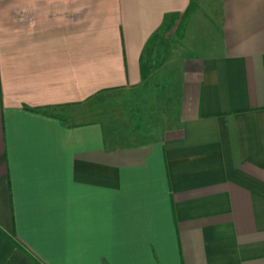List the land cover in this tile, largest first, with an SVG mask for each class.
<instances>
[{
  "label": "crops",
  "instance_id": "0c3cea01",
  "mask_svg": "<svg viewBox=\"0 0 264 264\" xmlns=\"http://www.w3.org/2000/svg\"><path fill=\"white\" fill-rule=\"evenodd\" d=\"M189 1L0 0V264H264V0H194L156 41L168 127L67 118L142 82Z\"/></svg>",
  "mask_w": 264,
  "mask_h": 264
},
{
  "label": "rangeland",
  "instance_id": "374dc122",
  "mask_svg": "<svg viewBox=\"0 0 264 264\" xmlns=\"http://www.w3.org/2000/svg\"><path fill=\"white\" fill-rule=\"evenodd\" d=\"M213 1L195 0V3L202 7L206 4L213 7ZM156 37L162 49H171L177 42L173 30L160 29ZM160 51L153 50L151 53L150 69L142 82L91 96L70 108L68 121L98 120L106 137L120 133L127 138V142L146 139L148 132H159L168 127L173 112L172 66Z\"/></svg>",
  "mask_w": 264,
  "mask_h": 264
},
{
  "label": "trees",
  "instance_id": "16d2710c",
  "mask_svg": "<svg viewBox=\"0 0 264 264\" xmlns=\"http://www.w3.org/2000/svg\"><path fill=\"white\" fill-rule=\"evenodd\" d=\"M195 7L194 0H190L186 8L182 12H170L166 13L163 17L162 23L158 30L152 32V34L147 38L143 46V61L140 63V77L144 79L149 71L150 56L154 50L155 43L157 41V31L160 29L165 31L173 30L176 36H180L184 25L187 21L188 16L193 11ZM37 110V109H35Z\"/></svg>",
  "mask_w": 264,
  "mask_h": 264
}]
</instances>
